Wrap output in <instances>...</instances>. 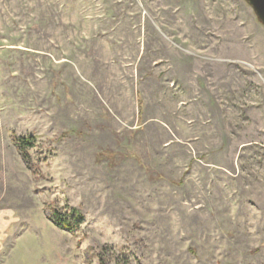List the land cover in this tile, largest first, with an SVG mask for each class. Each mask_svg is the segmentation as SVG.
<instances>
[{"label":"rangeland","instance_id":"374dc122","mask_svg":"<svg viewBox=\"0 0 264 264\" xmlns=\"http://www.w3.org/2000/svg\"><path fill=\"white\" fill-rule=\"evenodd\" d=\"M0 264H264L246 0H0Z\"/></svg>","mask_w":264,"mask_h":264},{"label":"trees","instance_id":"16d2710c","mask_svg":"<svg viewBox=\"0 0 264 264\" xmlns=\"http://www.w3.org/2000/svg\"><path fill=\"white\" fill-rule=\"evenodd\" d=\"M18 145H20L21 148H28L34 146V139L33 138H21L18 140ZM83 221L82 217L79 215V213L73 211L71 216L68 215H62V213L55 212L52 217V222L54 224L59 225L62 228H66L67 230H72V222L81 223Z\"/></svg>","mask_w":264,"mask_h":264},{"label":"water","instance_id":"95a60500","mask_svg":"<svg viewBox=\"0 0 264 264\" xmlns=\"http://www.w3.org/2000/svg\"><path fill=\"white\" fill-rule=\"evenodd\" d=\"M246 2L253 9L260 23L264 25V0H246Z\"/></svg>","mask_w":264,"mask_h":264}]
</instances>
